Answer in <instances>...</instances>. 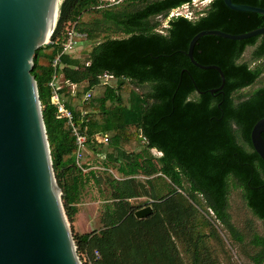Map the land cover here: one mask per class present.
<instances>
[{"label":"trees","instance_id":"trees-1","mask_svg":"<svg viewBox=\"0 0 264 264\" xmlns=\"http://www.w3.org/2000/svg\"><path fill=\"white\" fill-rule=\"evenodd\" d=\"M232 1L264 8V0ZM190 2L114 0L103 5L101 0H61L51 42L35 50L31 73L63 208L73 222L83 186L90 177L96 184L100 179L74 164V135L50 101L51 61L61 50L57 39L67 23L76 21L86 40L104 34L83 58L61 54L58 68L62 80L76 85L70 90L64 83L60 93L78 99L76 105L66 99L65 106L77 123L82 120L87 126L86 143L113 149L106 158L119 162L116 168L123 176L107 180L111 192L99 218L101 227L72 232L82 264H186L182 251L190 264H219L208 244L209 237L220 243L209 215L233 241L243 244L248 236L253 246L248 258L252 264L264 263V234L257 233L251 221L246 231L239 229L229 212L233 184L241 188L246 206L264 228V161L250 141L253 124L264 116V82L242 92L264 72V33L245 39L207 34L196 41L194 59L217 65L224 75L222 87L212 92L222 84L218 71L192 64L185 54L191 37L201 30L237 34L263 26L264 15L209 0L191 18L170 17L165 33L156 30L171 9ZM85 13L94 16L80 21ZM247 47H253L250 58L242 60ZM103 72L113 74L116 84L102 82ZM95 133H103L108 141L94 142ZM139 134L146 147L136 151ZM148 148L158 150L159 156L153 157ZM153 176L167 180L165 194L157 193ZM142 196L148 197L145 205L150 204L152 212L137 218L135 210L144 205L135 206L130 199Z\"/></svg>","mask_w":264,"mask_h":264},{"label":"water","instance_id":"water-1","mask_svg":"<svg viewBox=\"0 0 264 264\" xmlns=\"http://www.w3.org/2000/svg\"><path fill=\"white\" fill-rule=\"evenodd\" d=\"M237 11L264 8L223 0ZM61 0H0V264H81L69 227L61 190L52 166L37 85L31 73L35 50L46 43L57 21ZM264 33V25L233 34L218 29L195 33L185 52L202 35L245 39ZM264 116L250 131L252 147L264 161ZM152 212L150 204L135 210L137 218Z\"/></svg>","mask_w":264,"mask_h":264},{"label":"rangeland","instance_id":"rangeland-1","mask_svg":"<svg viewBox=\"0 0 264 264\" xmlns=\"http://www.w3.org/2000/svg\"><path fill=\"white\" fill-rule=\"evenodd\" d=\"M192 4L189 7V11L193 14L195 11H200L203 8L206 7V4L209 0H191ZM103 5H109L111 3H114L113 0H101ZM181 12H185V9L180 8ZM187 13V12H186ZM94 14L92 13H85L80 18L81 20L88 21L90 20ZM159 25L157 28H166V20L167 18L160 19ZM165 33V31H164ZM104 34H101L97 39L92 40H86L83 39L80 41L78 46L74 51L71 52L72 56L77 58H83L88 54L89 50L93 46V44L98 41L102 40ZM253 47H247L242 55V60H248L250 58L251 52ZM264 59V57H263ZM262 59V60H263ZM260 80L256 81L254 84L245 87L242 92H249L252 89L262 85L264 82V72L262 73ZM110 83L115 85L116 80L112 79L110 80ZM82 86L80 85L78 89L81 90ZM63 99H70L71 103L73 105H76L78 103V99L75 96H71L68 93H65L63 95ZM138 142H141L137 148H140V150L144 149L146 147L145 141H141L140 136ZM106 146V145H105ZM97 152L99 154H97ZM109 152H113V149L107 150L106 148H101L99 144L96 146H92L91 144L86 143L85 150L83 151V159L86 162V172L90 171L93 172V174L100 179V183L96 184L93 182V178L90 177L88 182L85 183L82 189V194L80 195V204L78 207V212L74 216V221L69 222V227L72 229V232H78V231H85L89 232L91 229H97L101 227L100 221H98V218H100L103 209H104V203L109 198L111 188L107 182V180H110L111 178L119 179L123 177L117 170V165L119 162H113L111 159L106 158ZM148 152L153 157H158L160 152L154 148H148ZM124 161V160H123ZM88 174V173H86ZM136 177V176H135ZM138 180H141L143 182H146L145 177L142 175L137 176ZM152 179H155V186L158 189L157 193L165 194L168 190V182L167 180L159 176L157 179V176ZM148 185V184H147ZM147 188H149L147 186ZM150 190V189H149ZM62 201V200H61ZM148 201V197L142 196L138 198H132L130 199L131 204L135 206L139 205H145V202ZM229 212L231 214L232 222L241 230L246 231L245 225L248 221L252 222L254 230L263 235L264 234V228L261 224V221L254 217L252 213L250 212L249 208L246 206L245 201L242 197V190L238 186H234L233 184L230 185V192H229ZM209 220L210 225H213L214 223L218 234L220 236V243H217V241L213 237L208 238V244L209 247H211L217 257L219 264H252L250 259L248 258V254L252 253L253 246L248 243V236H246V239L243 244H239L235 241H233L227 230L224 229V227L215 221L212 216L209 215L207 217ZM208 227L202 228L203 232H208ZM180 248H182L180 246ZM181 256L186 264H190V260L186 252H181ZM82 264V261H81ZM264 264V263H263Z\"/></svg>","mask_w":264,"mask_h":264},{"label":"built area","instance_id":"built-area-1","mask_svg":"<svg viewBox=\"0 0 264 264\" xmlns=\"http://www.w3.org/2000/svg\"><path fill=\"white\" fill-rule=\"evenodd\" d=\"M191 4H192V1L190 3H184L181 6L171 9L166 17L167 18L166 22L172 16L182 15L187 18H191L192 16H194V13L192 14L189 11L190 10L189 7ZM180 8L185 9V12L184 13L181 12ZM75 24H76V21L67 23L66 26L64 27V30L61 33V36L57 39V40L60 39L61 50L56 54V56L51 61V67L53 69V72L48 82V85L51 89L50 101L56 106L57 117L60 119L66 120V122L69 124L71 131L74 135V143H75L74 164L76 168L80 169L82 172H85L87 165H85L86 162L83 159V151L85 150V145L87 142V126L80 124L82 120H80L77 123L74 120L73 112L65 106V100L63 99V96L60 93V88L67 81L65 82V80H62V75L60 71L58 70L61 64L60 63L61 54L71 53L72 51L76 49V47L78 46L81 40L86 39V33L77 29L75 27ZM50 37L48 41H46L45 44L51 42ZM85 64H88V62H85ZM99 77L102 79V82L104 83H110V80L116 79L113 74L108 73V72H103ZM66 84L67 86L70 87V90H73L76 86L75 84H72V83H66ZM89 96H90V90H88L85 93L83 100L86 101ZM83 114L84 112H81L80 117ZM139 136L142 138L143 141H145L144 136H142L141 134H139ZM107 141H108V137L104 135L103 133L94 134V142L106 143Z\"/></svg>","mask_w":264,"mask_h":264},{"label":"crops","instance_id":"crops-1","mask_svg":"<svg viewBox=\"0 0 264 264\" xmlns=\"http://www.w3.org/2000/svg\"><path fill=\"white\" fill-rule=\"evenodd\" d=\"M140 138H141V137H140ZM140 140L143 141L142 138H141ZM143 142H144V141H143ZM140 143H141V142H140ZM136 151H140V148H137ZM97 154H99V153L97 152ZM79 204H80V202L77 204V208L79 207ZM79 208H80V207H79ZM77 212H78V210H77ZM77 212H76V213H77ZM75 215H76V214H75ZM73 221H74V220H73ZM98 221H99V218H98ZM91 230H93V229H91ZM91 230H90V231H91ZM84 232H85V231H83V232L78 231V233H84ZM87 232H88V231H87Z\"/></svg>","mask_w":264,"mask_h":264},{"label":"flooded vegetation","instance_id":"flooded-vegetation-1","mask_svg":"<svg viewBox=\"0 0 264 264\" xmlns=\"http://www.w3.org/2000/svg\"><path fill=\"white\" fill-rule=\"evenodd\" d=\"M159 33H164L165 29L164 28H157L156 29Z\"/></svg>","mask_w":264,"mask_h":264},{"label":"bare ground","instance_id":"bare-ground-1","mask_svg":"<svg viewBox=\"0 0 264 264\" xmlns=\"http://www.w3.org/2000/svg\"><path fill=\"white\" fill-rule=\"evenodd\" d=\"M49 39V37L46 38V41Z\"/></svg>","mask_w":264,"mask_h":264},{"label":"clouds","instance_id":"clouds-1","mask_svg":"<svg viewBox=\"0 0 264 264\" xmlns=\"http://www.w3.org/2000/svg\"><path fill=\"white\" fill-rule=\"evenodd\" d=\"M167 26V25H166Z\"/></svg>","mask_w":264,"mask_h":264}]
</instances>
